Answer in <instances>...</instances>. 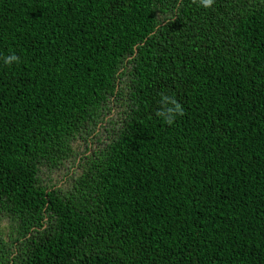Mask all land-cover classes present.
<instances>
[{"label": "trees", "instance_id": "16d2710c", "mask_svg": "<svg viewBox=\"0 0 264 264\" xmlns=\"http://www.w3.org/2000/svg\"><path fill=\"white\" fill-rule=\"evenodd\" d=\"M124 63L121 127L46 189ZM3 216L0 264H264V0H0Z\"/></svg>", "mask_w": 264, "mask_h": 264}, {"label": "rangeland", "instance_id": "374dc122", "mask_svg": "<svg viewBox=\"0 0 264 264\" xmlns=\"http://www.w3.org/2000/svg\"><path fill=\"white\" fill-rule=\"evenodd\" d=\"M159 22L164 20L163 16L157 15ZM120 69L114 84V96H108L103 102L98 118L83 126L71 143L72 154L69 159L62 161L56 167H41L38 173L41 185L46 189L67 190L71 182L81 172V159L91 155L97 148H102L109 143L114 134L121 127L123 121L124 104L127 101L131 77L130 66L124 63ZM16 225L12 219L3 216L0 218V240L9 241V237L15 232ZM3 247L0 242V254Z\"/></svg>", "mask_w": 264, "mask_h": 264}, {"label": "clouds", "instance_id": "9594fccd", "mask_svg": "<svg viewBox=\"0 0 264 264\" xmlns=\"http://www.w3.org/2000/svg\"><path fill=\"white\" fill-rule=\"evenodd\" d=\"M192 3L196 4L198 3L199 6L208 9L211 8L214 0H192ZM18 63L19 57H17L15 54H10L4 58V63L7 65H11L12 63ZM164 101H170V103L173 105V107H169L166 109L167 115L165 116L164 112H157V116H164V123L171 125L176 116H182L184 114V110L180 103L175 101L174 98H169L167 96L163 97Z\"/></svg>", "mask_w": 264, "mask_h": 264}, {"label": "water", "instance_id": "95a60500", "mask_svg": "<svg viewBox=\"0 0 264 264\" xmlns=\"http://www.w3.org/2000/svg\"><path fill=\"white\" fill-rule=\"evenodd\" d=\"M140 45H142V44H139L138 46H140ZM134 50H136V48Z\"/></svg>", "mask_w": 264, "mask_h": 264}]
</instances>
